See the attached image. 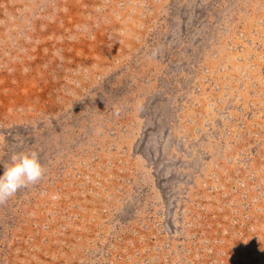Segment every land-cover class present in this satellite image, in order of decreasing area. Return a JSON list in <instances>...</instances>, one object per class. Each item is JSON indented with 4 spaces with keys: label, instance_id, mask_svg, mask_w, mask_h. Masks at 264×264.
<instances>
[{
    "label": "rangeland",
    "instance_id": "374dc122",
    "mask_svg": "<svg viewBox=\"0 0 264 264\" xmlns=\"http://www.w3.org/2000/svg\"><path fill=\"white\" fill-rule=\"evenodd\" d=\"M24 150L0 264H264V0H0Z\"/></svg>",
    "mask_w": 264,
    "mask_h": 264
},
{
    "label": "clouds",
    "instance_id": "9594fccd",
    "mask_svg": "<svg viewBox=\"0 0 264 264\" xmlns=\"http://www.w3.org/2000/svg\"><path fill=\"white\" fill-rule=\"evenodd\" d=\"M3 172L0 174V203H4L21 189L35 185L45 175L44 166L39 154L34 150L13 153L6 163H0ZM58 195L54 199H58Z\"/></svg>",
    "mask_w": 264,
    "mask_h": 264
}]
</instances>
